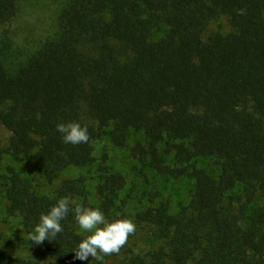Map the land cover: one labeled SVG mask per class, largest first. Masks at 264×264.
Returning a JSON list of instances; mask_svg holds the SVG:
<instances>
[{
    "label": "trees",
    "instance_id": "trees-1",
    "mask_svg": "<svg viewBox=\"0 0 264 264\" xmlns=\"http://www.w3.org/2000/svg\"><path fill=\"white\" fill-rule=\"evenodd\" d=\"M19 3L0 0L1 25ZM223 18L229 31L207 32ZM58 27L17 72L0 62V126L10 133L6 148L0 137V164L31 153L33 164L32 173L7 167L0 177L7 216L29 235L68 196L72 208L128 218L119 172L97 169L96 203L84 175L50 194L42 184L91 166L103 136L124 148L131 132L141 133L131 158L192 189L176 209L149 194L135 220L159 245L105 264H264V0H66ZM71 121L87 127L89 143L62 142L56 125ZM203 158L216 173L198 165ZM61 224L28 258L8 254L0 239V264H100L74 259L85 236L71 212Z\"/></svg>",
    "mask_w": 264,
    "mask_h": 264
},
{
    "label": "rangeland",
    "instance_id": "rangeland-1",
    "mask_svg": "<svg viewBox=\"0 0 264 264\" xmlns=\"http://www.w3.org/2000/svg\"><path fill=\"white\" fill-rule=\"evenodd\" d=\"M66 0H20L19 11L9 23L0 24V62L6 67L8 73L17 72L37 51L48 41L58 36V15ZM229 31L226 19L212 22L207 32L218 30ZM0 137L4 148L8 145L10 133L0 126ZM137 142H145L141 133L131 132L124 148L115 147L109 137L103 136L94 143L93 156L95 162L85 169H67L61 173L52 185L42 184V191L50 194L60 180L76 178L80 175L87 177V189L91 194V201L97 202L95 186L98 182L97 169L100 166L110 171L121 173L126 180V186L120 193L124 201L123 212L137 226L134 235L130 236L125 247L119 255L108 256L111 262L128 261L132 256L144 255L157 248L159 243L148 233V228L139 225L135 215L148 202L149 194L158 193L161 199H169L173 209L180 203L186 202V197L192 189V184L185 178L175 180L163 177L155 172L148 162L140 163L131 158L130 149ZM163 144L161 145V149ZM166 162L173 165L172 156L166 157ZM200 167L217 172L216 162L213 159H200ZM7 167H14L23 174L33 172L32 153L17 157H4L0 164V177L6 174ZM1 181V180H0ZM239 192V191H238ZM119 206L122 204L119 203ZM83 236L88 235L79 229ZM21 225L19 217H8L6 214V201L2 196L0 187V239L8 254L23 258L32 255L35 243L30 241Z\"/></svg>",
    "mask_w": 264,
    "mask_h": 264
},
{
    "label": "clouds",
    "instance_id": "clouds-1",
    "mask_svg": "<svg viewBox=\"0 0 264 264\" xmlns=\"http://www.w3.org/2000/svg\"><path fill=\"white\" fill-rule=\"evenodd\" d=\"M55 131L61 134L65 144H87L90 135L87 127H82L76 121L61 122L56 125ZM68 196L60 197L50 210L39 216V222L29 233V240L41 245L46 240H54L57 234L64 231L61 221L66 220L71 212L79 229L89 233L79 241L73 249L74 259L79 261L92 260L105 264L104 258L119 255L126 246L130 236L136 232V224L129 218H116L109 220L100 208L84 207L77 204Z\"/></svg>",
    "mask_w": 264,
    "mask_h": 264
}]
</instances>
